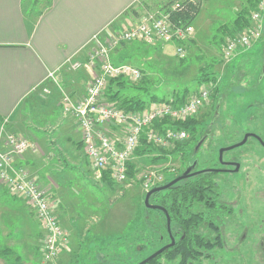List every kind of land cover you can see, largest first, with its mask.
<instances>
[{
  "label": "rangeland",
  "instance_id": "374dc122",
  "mask_svg": "<svg viewBox=\"0 0 264 264\" xmlns=\"http://www.w3.org/2000/svg\"><path fill=\"white\" fill-rule=\"evenodd\" d=\"M169 1L141 0L135 9L133 8L132 13L139 15L136 17L138 21L148 13L162 14ZM199 1L202 6L205 0ZM235 1L239 5L243 3L247 20L258 8L261 0H238V3L237 0H207L205 15L214 21L213 29L207 33L203 32L195 41L192 39L193 34L186 43V57L183 59L178 57L176 45H159L152 48L142 42H132L112 51L113 62L130 64L139 68L143 74L140 83L123 84L122 94L126 98H140L150 103L152 96L161 101H171L186 91L187 97L198 93L202 88L208 89L211 93L209 104L191 118L201 123L197 132L191 135L188 131V139L171 149L156 147L148 154H135L131 161L134 167L133 176L128 177L127 181L101 182L86 159L82 142L74 144L72 140L70 143L63 140V146L60 145L63 151L55 150L58 145V141L54 140L55 133L59 130L56 125L30 128L28 130L31 131L32 137L27 133L19 134L36 145L30 152L38 151L34 155L39 153L40 161L35 159L32 161L34 166L28 169L37 182L55 196L58 214L63 227L69 232L71 244L58 259L45 262L39 252V241L43 231L35 216L30 214L25 221L17 219L10 221L7 217L5 222L15 236L9 242L0 241V253L9 251L8 255H0V264H99L95 260L88 261L90 256L95 257L92 252L94 249H102L105 242L127 236L137 224L142 225L148 232L147 216L150 220V215L146 211L145 200L150 189L147 190L145 186L146 176L154 173L153 178L157 186L183 173L191 165V154L197 142L207 133L206 127L215 118L218 105L220 123L225 125L221 127L222 129L216 127L210 132L214 137L210 142L213 141L211 145L215 149L229 141L231 137L259 129L258 125L261 126L264 119L263 111L258 109L264 98V76L257 84V80L249 78L246 72L254 71L255 65L259 64L260 68L255 71L254 77L258 79L260 76L264 60V24L259 41L250 48L241 50L232 59H225L224 48L232 35L224 31L235 28V15L232 10L236 5ZM124 19V22L100 35L97 40L108 43L112 37L125 31L127 27L130 28L132 20ZM223 21L230 22L225 24ZM189 24L193 26V22ZM238 34L239 32L234 36ZM95 45L96 41L86 49L84 57L87 60L96 49ZM207 67L209 73L217 77V82H199L200 71ZM68 69L76 72L70 67ZM82 69L87 70L86 67ZM87 76L88 78L82 80L81 96L89 86L91 78L89 70ZM234 76L239 78L236 84H232ZM117 87H113L112 90ZM45 113L50 114V111ZM54 113L57 116L59 114ZM33 135L41 141L44 154ZM65 136L67 133L62 132L60 138ZM209 143L200 149L202 152L197 156L199 165H202V162V166L206 165L211 158ZM258 153L261 152L256 149V145L248 146L241 175L230 180L236 187L228 189L226 185L221 187L223 200L234 203L230 206V214L228 212L215 214L223 223L224 246L214 249L209 257L192 264H264V159L259 162L256 158L260 156ZM238 189L240 191H237ZM21 204L24 206L23 202ZM9 213L10 210L7 209V216ZM160 227L162 231H166L165 226ZM153 233H150V237L155 239ZM209 237L214 238L216 235L211 234ZM155 247H159L158 244L153 248ZM139 258L141 257H136V260Z\"/></svg>",
  "mask_w": 264,
  "mask_h": 264
},
{
  "label": "built area",
  "instance_id": "2783aa9c",
  "mask_svg": "<svg viewBox=\"0 0 264 264\" xmlns=\"http://www.w3.org/2000/svg\"><path fill=\"white\" fill-rule=\"evenodd\" d=\"M250 25L245 31L226 42L225 59H232L243 49L250 48L262 37L264 24V0L252 13ZM194 34L190 24H173L168 15L146 14L131 29L112 37L108 43H101L95 37L96 49L85 63L68 61L71 70L83 67L91 72L89 86L80 99L64 96L63 112L76 121L87 161L101 180L107 171L114 182L128 180L129 163L141 144L144 135L148 143L168 150L184 143L189 132L176 124L184 123L209 104L211 93L202 88L187 98L183 105L174 100L154 103L143 111H124L116 102L107 99L110 83L124 80L139 83L142 71L127 63L112 61V51L123 44L142 42L150 46L158 44L176 45L180 59L186 57V43ZM48 79L60 84L57 72H51ZM45 94H49L47 89ZM168 121L169 124H163ZM156 123L163 124L160 130ZM35 143L19 135H10L5 146H0V183L13 195L25 201L42 228L39 252L45 262L58 259L71 244L69 232L63 227L57 210V201L32 176L31 171L20 164V159L31 150ZM154 173L146 176L145 186L151 190L156 186ZM149 190V191H150Z\"/></svg>",
  "mask_w": 264,
  "mask_h": 264
},
{
  "label": "crops",
  "instance_id": "0c3cea01",
  "mask_svg": "<svg viewBox=\"0 0 264 264\" xmlns=\"http://www.w3.org/2000/svg\"><path fill=\"white\" fill-rule=\"evenodd\" d=\"M140 1L0 0L1 147L5 146L10 135L27 133L32 137L28 129L53 125L59 128L55 133L54 140L58 141L55 150L63 151L60 147L63 146V140L81 143L78 125L73 117L62 112V103L65 95L75 100L82 97V80L88 78V69L71 72L67 63H85L86 49L92 45L95 37L106 34L115 25L124 22V18L126 21L132 20L131 27L126 30L136 26L142 18L138 21L136 17L139 15L133 14L132 10ZM243 9L242 2L241 5L238 3L233 6L235 19ZM206 12L207 0L193 20V41L198 40L203 32L213 29L214 21L205 15ZM159 45L175 46H147L157 48ZM51 72H57L60 84L48 79ZM45 89L49 94L44 93ZM45 111H50V114ZM54 112H59L58 116ZM62 132L67 133V136L60 138ZM33 137L42 150L41 141ZM37 152L26 154L20 159V164L27 169L33 167L32 161H40L39 153L34 155ZM7 209L10 210L9 216L6 214ZM30 214L32 212L25 201L0 183V241L9 242L15 236L5 222L7 217L10 221H25ZM3 252L0 255H7Z\"/></svg>",
  "mask_w": 264,
  "mask_h": 264
},
{
  "label": "trees",
  "instance_id": "16d2710c",
  "mask_svg": "<svg viewBox=\"0 0 264 264\" xmlns=\"http://www.w3.org/2000/svg\"><path fill=\"white\" fill-rule=\"evenodd\" d=\"M255 7L256 6H254V8ZM200 9L201 3L199 0H170L165 5V8H163L164 12L162 14L168 15L173 24H179L181 22L187 25L193 22L199 14ZM245 16V10H242L234 21L235 28L231 30L227 29V31L224 32L230 33L232 35L231 38L237 37L238 35H234L238 32L240 34L250 25L251 20L249 18L246 20ZM263 66L264 60L262 62V67ZM259 68L258 64V66L255 65L254 71L246 72V75L249 78L253 77V80H257V84L261 82L263 74L262 68L260 70L259 78L256 79L254 77L256 74L255 71ZM208 70L207 67L200 71L199 82H217V77L212 73H209ZM238 82V76H234L232 84ZM124 83L130 82L124 80L111 81L110 90L107 94V99L111 102H116L119 108L124 111H143L151 104L164 102L155 96H152L150 103H146L145 100L140 98H126L123 96L124 94H122ZM135 84L138 83H134V85ZM116 86H118L117 89L112 90V88ZM236 87H238V85H236ZM218 92L219 91H217V94ZM214 97L216 98V95ZM175 98L174 101L177 105H183L188 98L187 91L182 96L177 95ZM163 124L173 126L168 121H165ZM163 124L156 123V126L162 130ZM200 125V121L193 119H189L184 123L176 124L179 128L190 131L191 135H194L197 132ZM153 148L156 147L148 143L146 137L143 135L141 138V144L135 151V154L145 155L150 153ZM179 151L181 150L179 149ZM128 166V177H132L134 167L131 163H129ZM178 176L179 175L174 176L162 185H157V187L169 184ZM100 181L105 183L113 182L110 173L107 171L102 174ZM216 185L217 176L215 174H202L182 180L167 190L153 194L150 198V204L156 205L157 207L159 206L167 212L171 220L172 228L183 232V239L178 240L173 247V250L166 253L165 258H167L168 261L178 258L180 264H191L202 258L209 257V254L214 249L222 248L224 246L222 239L223 223L221 218L217 217L215 214L216 212H221V214L223 212H228V214H230V208L222 203L221 193ZM146 211L148 215H150V224L153 230H162L160 227V219L157 218L159 215L162 216L164 226L166 227V219L162 213L148 211L147 209ZM154 214L156 217H153L155 216ZM208 230L216 235V237H206L204 232ZM157 244L160 247L162 241L160 239H152L149 237L143 226L137 224L127 236L105 242L104 246L101 247L102 249H94L92 252L95 257L92 258L90 256L88 261L91 262L95 260L99 264H132L137 262L136 257H143V253L138 250L153 248L154 246H157ZM3 253L8 255L9 251L5 250Z\"/></svg>",
  "mask_w": 264,
  "mask_h": 264
},
{
  "label": "flooded vegetation",
  "instance_id": "af4514ba",
  "mask_svg": "<svg viewBox=\"0 0 264 264\" xmlns=\"http://www.w3.org/2000/svg\"><path fill=\"white\" fill-rule=\"evenodd\" d=\"M258 107H259L258 109H260V111H263V113H264V98H263L262 102L260 103V105H258ZM219 110H220V107L218 105L216 112H215V118L213 120H211L210 123L208 124V127H206V129L208 128L207 133H205L204 136L197 142V144H196V146H195V148L191 154V157H190L191 158V160H190L191 165H189V167L183 173L179 174L178 177L182 176L189 168H191L192 170L190 171V173L186 179L193 178V177H196V176H199L202 174H215L217 176L216 187L219 189V191L221 193L222 185H226L227 189H228V187H233V188L236 187V185H234L233 182H232L233 184H231V181L233 178L241 175V172H242L243 167H244L245 150L248 146L256 145V149L258 148L259 152H261V153H258L260 156L256 157L257 160L260 162L261 160L264 159V119H263V124L261 126L258 125V128H259L258 130L254 131V132L245 131L242 133L243 136L241 134V136H238V137H231L230 139H228L229 141L223 143L222 146L215 149V147H213V145H211V142L213 143V141L210 142V140L212 138H214V137H212V135H210V132H212L214 130V128H216V127H220V129H222L221 127H223L225 125V124L221 125V123H220ZM246 136H249L246 143L242 146L236 147L237 145H239L240 143H242L245 140ZM208 143H209V147H210L209 148L210 149L209 154L211 155V158L206 162V165L202 166L203 162H202V165H199L200 162L198 161L197 156L199 155V152L200 153L202 152V151H200L202 146L204 144L208 145ZM231 147H235V148H233L231 150H225V149H229ZM221 150H224V152L222 154V158H221ZM262 156H263V158H262ZM181 157H183V156H181ZM186 179H184V180H186ZM237 191H240V189H238ZM221 197H222V203L226 207L230 208L231 205H234V203H232L230 201L223 200V197H224L223 194H221ZM149 203H150V200H149ZM150 205L154 206V207L156 206L153 204H150ZM159 208H161V207H159ZM146 209L148 211H155V212L157 211V212L162 213L166 219V227L167 228H166V231L153 230V228L151 227V224H150L149 216H147L148 217L147 218V225H148L147 235L150 237V233L154 232L153 234L156 237L155 239H160L162 241V245L160 247H157V248H147V249L138 250V251H141L143 253V257L139 258L137 260V262L132 263V264H140L143 261L150 258L151 256L158 253L163 248L169 246L172 242V238L174 239L175 244L177 243L178 240L183 239V235H182L183 232H181L180 230L173 229L172 224H171V220H170V231H169L168 223H167L168 222L167 217L162 210L151 209V208H147V207H146ZM158 219H160V225L164 226L162 216L159 215ZM204 234L206 237L209 238V235H211L212 232L210 230H208V231L204 232ZM175 244H174V246H175ZM174 246L167 248L163 253L159 254L157 257H155L152 261H150L147 264H171L174 262H175L174 264H180V260L178 258H175L172 261H168V259L165 258L166 253L171 252L173 250ZM114 251H116V250H114ZM209 256H210V254H209ZM114 264H118V263H114Z\"/></svg>",
  "mask_w": 264,
  "mask_h": 264
},
{
  "label": "water",
  "instance_id": "95a60500",
  "mask_svg": "<svg viewBox=\"0 0 264 264\" xmlns=\"http://www.w3.org/2000/svg\"><path fill=\"white\" fill-rule=\"evenodd\" d=\"M263 76H264V66H263L262 79H263ZM248 137H249V136H246V137H245V140H244L242 143H240L239 145H237L236 147H239V146L244 145V144L246 143ZM233 148H235V147H231V148H229V149H225V150H231V149H233ZM223 152H224V150H221V158H222V154H223ZM191 170H192V169L189 168V169H188V170H187L182 176L176 178L175 180H173V181L170 182L169 184L164 185V186H160V187H155V188L151 189V190L147 193L146 200H145V206H146L147 208H151V209H160V210H162V211L165 213V215H166V217H167V221H168L167 223H168V229H169V231H170V218H169L167 212H166L164 209L159 208V207H157V206H155V207H154V206H151L150 203H149L150 197H151L153 194H155V193H157V192H161V191L167 190V189H169L170 187H172V186H174L175 184H177L178 182H180V181L186 179V178L188 177V175H189V173H190ZM174 244H175V241H174V239L172 238V242H171V244H170L169 246L163 248V249L160 250L158 253H156L155 255L151 256L150 258H148L147 260L143 261V262L140 263V264H147V263H149V262L152 261L155 257H157L159 254L163 253L167 248H170V247L174 246Z\"/></svg>",
  "mask_w": 264,
  "mask_h": 264
}]
</instances>
